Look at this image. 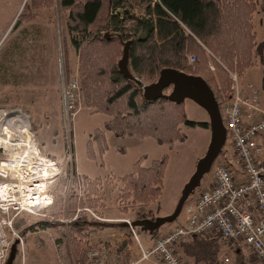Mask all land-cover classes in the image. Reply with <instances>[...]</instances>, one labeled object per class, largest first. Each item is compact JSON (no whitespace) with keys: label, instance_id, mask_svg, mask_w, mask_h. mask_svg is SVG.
I'll return each mask as SVG.
<instances>
[{"label":"trees","instance_id":"16d2710c","mask_svg":"<svg viewBox=\"0 0 264 264\" xmlns=\"http://www.w3.org/2000/svg\"><path fill=\"white\" fill-rule=\"evenodd\" d=\"M54 4L55 0H29L18 22L31 20L32 11ZM59 7L64 30L78 56L81 99L95 113L108 117L103 127L89 134L86 144L87 157L101 167L108 150L106 132L119 138H152L160 146H174L187 141L185 127L210 128L209 122L188 117L185 102L164 97L147 100L139 81L151 84L163 69L171 68L204 77L218 95L231 86L228 70L243 75L264 49L256 42L254 32L255 0H59ZM127 43L128 66L135 78L127 77L119 65ZM190 54L197 57L194 65L189 64ZM211 55L223 64L216 62L214 72L208 70ZM117 150L125 153L123 146ZM146 158L141 156L132 171L118 177V202L123 213L132 206L156 202L162 194L169 155L152 160L149 166L143 165ZM61 182L53 191L60 215L64 214L68 192L69 217L78 206L96 208L93 201L101 178L80 174L75 165ZM79 189L84 195L80 201ZM52 224L41 222L43 227ZM94 224L85 213H79L70 225L75 264H87L88 250L97 246L87 237V228ZM183 246L186 255L196 262L215 263L220 253L218 239L195 235Z\"/></svg>","mask_w":264,"mask_h":264},{"label":"rangeland","instance_id":"374dc122","mask_svg":"<svg viewBox=\"0 0 264 264\" xmlns=\"http://www.w3.org/2000/svg\"><path fill=\"white\" fill-rule=\"evenodd\" d=\"M27 1L29 0H0V133L5 128L15 138V142L24 140L18 125L23 123V118L28 121V127L33 132L38 148L47 158L54 161L58 168L52 180L55 181L52 191H55L58 183L75 165L91 174L87 170L86 162L88 134L96 128L103 127L107 116L95 113L93 109L85 106L82 98L75 119L70 123L65 121L62 112V78L68 74H76L78 77V65L76 67L78 56L70 43V35L64 30L59 0H55L52 8L32 11L34 14L31 20L18 22ZM69 68L73 70L71 73L67 72ZM220 93L215 94L216 97L220 96ZM194 105V109L188 108V117L192 120H208L207 111L197 103ZM84 107L91 109L94 114H90ZM186 133L187 141L176 143L174 146H160L152 138L148 140L150 142L138 146L129 143L128 140H120L112 134L113 138L109 141L111 147L107 152L106 160L114 173L130 172L131 169L127 166L139 154H149L151 158L169 155L170 163L168 162L167 172L165 171V190L159 198V203L156 201L148 205L132 206L128 213L121 212L118 202L119 179L109 175L101 178V188L93 201L96 208L78 206L73 217H69L66 212L70 193H67L64 201V214L60 215L61 209L53 192L54 204L43 212L47 216L23 213L16 219L15 229L23 238L24 244L21 251H17L13 264H75L68 230L79 213H85L89 220L95 223L87 228L88 240L97 245L93 248L104 247L107 251L109 247L113 249V256L116 254L123 260V254H130L136 242L130 230L121 225L123 223L121 221L154 219L172 214L183 187L196 170L197 161L207 151L209 143H206V140L210 137L208 130L202 127L187 128ZM120 142L129 148L127 156H121L116 150ZM228 145L227 141L225 147ZM157 147L158 151H156ZM223 151L214 162L211 171L202 179L201 185L190 195L184 207L194 203L200 193L213 183L215 168L224 160H229L225 155L227 152L223 154ZM5 152L4 149L0 150V157H4ZM77 191L80 201L84 195L80 189ZM182 212L180 218L184 217ZM45 220L53 224L43 227L41 222ZM179 222L177 219L166 223L151 234L140 233V228L136 229L141 242L144 244L146 240V246L151 247L155 237L172 229ZM121 237L124 240H121ZM123 241L125 244L119 247ZM190 241L191 237L180 243L178 252L187 264H200L202 262H196L194 257L187 256L184 252L183 245ZM139 264L150 263L144 261Z\"/></svg>","mask_w":264,"mask_h":264},{"label":"built area","instance_id":"2783aa9c","mask_svg":"<svg viewBox=\"0 0 264 264\" xmlns=\"http://www.w3.org/2000/svg\"><path fill=\"white\" fill-rule=\"evenodd\" d=\"M188 61L194 65L197 57L190 54ZM216 62L222 64L218 57L211 55L209 71L216 70ZM228 72L231 86L217 98L233 157L215 168L213 183L194 203L184 207V217L178 218L180 222L155 237L151 247L141 242L133 221H121L130 230L140 252L139 259L131 264L144 261L187 264L177 246L195 235L220 242L216 262L200 264H264V108L260 90L252 84L243 85L237 71ZM61 96L63 118L70 123L79 112L81 102L76 74L64 75ZM13 148L0 157V264L7 263L15 242L19 251L23 247V238L15 229L16 219L23 213L47 216L44 210L54 204L55 181L49 183L52 204H45L35 193L36 179L31 178L40 166L25 154L16 157ZM53 164L56 166L54 161ZM105 251L104 247L91 248L87 264H106ZM120 260L116 254L111 259L113 263Z\"/></svg>","mask_w":264,"mask_h":264},{"label":"water","instance_id":"95a60500","mask_svg":"<svg viewBox=\"0 0 264 264\" xmlns=\"http://www.w3.org/2000/svg\"><path fill=\"white\" fill-rule=\"evenodd\" d=\"M129 43L124 47V55L119 65L121 71L131 78L133 75L129 70ZM143 90L144 97L149 100L167 98L171 101L180 103L190 99L204 108L209 116L211 138L207 151L196 164V170L183 187L181 197L175 211L166 216H159L155 219L141 218L132 222V226L141 230L154 233L166 223L174 222L181 214L183 207L190 195L201 185L202 179L208 174L214 162L222 153L227 143V130L221 115L220 105L215 92L208 84L206 79L199 75H193L176 69H163L158 79L151 84H144L139 81ZM168 91V93H166ZM126 225V224H122ZM17 242L11 247V253L6 264H13L17 255Z\"/></svg>","mask_w":264,"mask_h":264},{"label":"crops","instance_id":"0c3cea01","mask_svg":"<svg viewBox=\"0 0 264 264\" xmlns=\"http://www.w3.org/2000/svg\"><path fill=\"white\" fill-rule=\"evenodd\" d=\"M255 3H256V11L253 14V24H254V32H255L256 42L258 44H263L264 45V8H263V0H255ZM76 54H77V52H76ZM76 61H77L76 62V67H77L78 58L76 59ZM240 76H241V81H242L243 85L252 84L256 88H258L260 90L261 101H262V105H263V108H264V49H263L262 55L260 57L255 56L253 65L250 66L244 72V74L240 75ZM188 102H189V104H188ZM194 103L195 102L190 100V99H186L185 100V108H186L187 114H188V108L194 109V106H195ZM84 108H87V107H84ZM87 109L89 110L90 114H94L91 109H89V108H87ZM107 119H108V117H107ZM195 121H206V122H209V119L208 120L207 119H204V120L196 119ZM196 128H198V127H196ZM186 129L187 128L185 127V131H186ZM204 129H206V130H208L210 132V137L208 138V140H206V143H209L210 142V138H211L210 128H204ZM89 134H88V138H89ZM112 134H113L112 132H106V139H107V142H108V150H107V152L109 151V149L111 147L110 144H109V141H110V138H113ZM149 139H151V138H144V139H140V138H137V137L120 138V140H128L129 143L131 142L133 145H138V146H141L142 144H145V142H150V141H148ZM87 141H88V139H87ZM42 143L44 144V142H42ZM86 144H87V142H86ZM150 144H152V143H150ZM118 146H123L125 148V153L124 154L121 153V156H127L128 152H129V148L126 145H124L122 142L117 144V147ZM117 147H116V150H117ZM158 150H159V148L157 147L156 151H158ZM223 150H224L223 154L225 152H227L225 155L229 159L233 157V148L230 145V143H229L228 147H225ZM107 152L105 153V156H104L105 165L103 167L99 166L96 161L91 160V159H89L87 157L88 158V160H86V162L88 164V169L87 170L91 174H88L87 172H84L81 169H79L78 167H76L77 171L80 174L87 175V176H89L91 178H104V177L109 176V175H114L116 177H120V176L124 175L123 173H121V174L114 173L111 170V168L108 166L107 160H106ZM83 153H84V151H83ZM143 155H146V157H147L143 161V165L144 166H149L151 164L152 160L161 157V156H155V157L151 158L149 156V154H141V155L139 154L133 161H131L129 163V165L127 167H130V169L132 171L135 162ZM169 163H168V165H169ZM93 164H95V165H93ZM168 165H167V168H168ZM166 172H167V169H166ZM165 184H166V174H165V183H164V188H163L162 194H163V192L165 190ZM162 194H161L160 198L162 197ZM159 200L157 201L158 203H159ZM118 240L119 239L117 238V242H119ZM121 240H124L123 237H121ZM145 243H146V240H144V246H146ZM124 244L125 243L123 241L122 243H120L119 247L123 246ZM112 251H113V249H111L109 247H108L107 251H105L106 264H119V263H113L111 261L112 256H113ZM121 253H119V254H121ZM125 255H127L126 258H125ZM139 255H140L139 249H138L137 245L134 243V246L132 247L131 253L130 254H128V253L127 254L126 253L123 254L124 259L122 260V258H121L122 263H120V264H131L132 262L136 261V259L138 258Z\"/></svg>","mask_w":264,"mask_h":264},{"label":"bare ground","instance_id":"6f19581e","mask_svg":"<svg viewBox=\"0 0 264 264\" xmlns=\"http://www.w3.org/2000/svg\"><path fill=\"white\" fill-rule=\"evenodd\" d=\"M22 120L23 123L21 122L19 125H17L20 129V134H23L22 138L24 140L15 142V138H13L9 130L4 128V131L0 133V148L8 151L11 149V147H15L13 150L16 152L13 153L16 157H21L23 154H25L27 159L29 158L31 160H35V162L38 163L40 166L38 173L31 175V178L34 180L36 179L34 182L38 183V188L35 189V193L39 195L40 199L45 204L50 205V203L52 204V197L48 192L49 183L55 178L58 168L54 166L52 160L47 158L40 151L34 140L33 132L28 127V121L25 118ZM18 152H21V154H17Z\"/></svg>","mask_w":264,"mask_h":264}]
</instances>
